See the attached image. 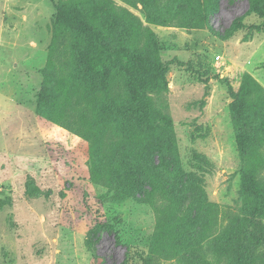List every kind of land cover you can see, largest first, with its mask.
Returning a JSON list of instances; mask_svg holds the SVG:
<instances>
[{
    "label": "rangeland",
    "instance_id": "rangeland-1",
    "mask_svg": "<svg viewBox=\"0 0 264 264\" xmlns=\"http://www.w3.org/2000/svg\"><path fill=\"white\" fill-rule=\"evenodd\" d=\"M61 1L69 0H0V264H142L167 202L148 187L122 198L115 186L96 183L85 135L37 112L45 80L54 74L50 61L55 91L63 94L67 72L58 71L73 60L67 44L52 48ZM208 1L216 5L205 29L193 27L194 18L181 26L189 14L183 0H148L167 25L148 23L139 2H116L155 34L168 90L152 97L172 119L179 167L199 180L207 201L219 204L224 226L226 208L245 212L242 172L261 164L264 142L252 157H241L228 87L219 78L238 89L248 72L264 86V20L250 11L249 0ZM164 156L144 160L152 174ZM160 175L175 193L182 187ZM181 196L185 208L198 207L184 191Z\"/></svg>",
    "mask_w": 264,
    "mask_h": 264
},
{
    "label": "trees",
    "instance_id": "trees-1",
    "mask_svg": "<svg viewBox=\"0 0 264 264\" xmlns=\"http://www.w3.org/2000/svg\"><path fill=\"white\" fill-rule=\"evenodd\" d=\"M116 1L69 0L55 4L52 48L67 44L73 60L67 69L60 66L58 71L67 72L63 94L55 91L56 68L50 61L48 69L54 74L47 76L39 94L38 114L85 135L96 183L115 186L122 198L148 187L149 193L167 202L158 212L156 231L142 264H264V156L258 168L242 172L245 212L226 208L222 226L218 222L219 204L207 201L199 180L179 167L172 119L152 97L168 90V70L160 60L155 34L143 26L140 17ZM249 1L250 11L264 20V0ZM123 2L141 3L148 23H169L161 14L152 13L148 0ZM183 2L189 14L181 26L194 18L193 27H210L208 15L215 8L214 2ZM127 26L131 36L124 34ZM239 27L243 26L227 30L225 36ZM219 81L228 87L237 147L246 160L254 146L264 142V86L248 72L241 76L238 89L229 78ZM161 152L164 160L154 165L152 174L144 160ZM161 172L166 180L174 177L175 183L179 181L182 187L177 193ZM183 191L184 198H193L198 207L185 208L186 202L180 198ZM175 199L179 203L172 206ZM173 258L175 262L166 263Z\"/></svg>",
    "mask_w": 264,
    "mask_h": 264
}]
</instances>
